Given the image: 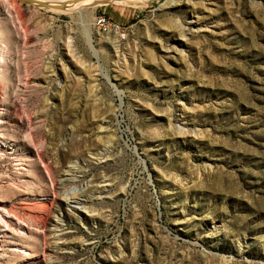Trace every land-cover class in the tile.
<instances>
[{
	"label": "rangeland",
	"instance_id": "rangeland-1",
	"mask_svg": "<svg viewBox=\"0 0 264 264\" xmlns=\"http://www.w3.org/2000/svg\"><path fill=\"white\" fill-rule=\"evenodd\" d=\"M97 2L0 0V264H264V0Z\"/></svg>",
	"mask_w": 264,
	"mask_h": 264
},
{
	"label": "bare ground",
	"instance_id": "bare-ground-1",
	"mask_svg": "<svg viewBox=\"0 0 264 264\" xmlns=\"http://www.w3.org/2000/svg\"><path fill=\"white\" fill-rule=\"evenodd\" d=\"M34 1L45 3L47 5H63L64 6L63 10L72 11L75 8H79V9L83 10V9H85L86 6H88L92 2L98 1L96 4H99V3L105 2L106 0H34ZM107 2H109V0H107ZM60 11H62V10H60ZM95 21L96 20H93V22H95ZM88 34H89L88 35L89 40L91 41L90 32Z\"/></svg>",
	"mask_w": 264,
	"mask_h": 264
},
{
	"label": "water",
	"instance_id": "water-1",
	"mask_svg": "<svg viewBox=\"0 0 264 264\" xmlns=\"http://www.w3.org/2000/svg\"><path fill=\"white\" fill-rule=\"evenodd\" d=\"M17 1L27 4V5H34L40 8H47V9H53V10H62L64 8L63 5H47L45 3H41L38 1H34V0H17ZM159 8H162V6H160Z\"/></svg>",
	"mask_w": 264,
	"mask_h": 264
},
{
	"label": "built area",
	"instance_id": "built-area-1",
	"mask_svg": "<svg viewBox=\"0 0 264 264\" xmlns=\"http://www.w3.org/2000/svg\"><path fill=\"white\" fill-rule=\"evenodd\" d=\"M96 23H97V25L99 27V30H102V31L116 30V31H118V27H116L114 24L110 23L109 21H107L103 17L97 18V22Z\"/></svg>",
	"mask_w": 264,
	"mask_h": 264
}]
</instances>
